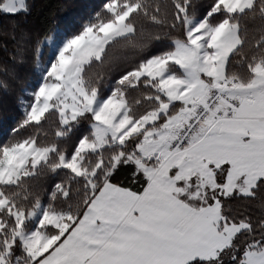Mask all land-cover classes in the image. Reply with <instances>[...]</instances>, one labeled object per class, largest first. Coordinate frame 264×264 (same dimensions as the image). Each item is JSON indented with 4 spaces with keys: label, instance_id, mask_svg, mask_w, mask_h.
Returning a JSON list of instances; mask_svg holds the SVG:
<instances>
[{
    "label": "snow or ice",
    "instance_id": "snow-or-ice-1",
    "mask_svg": "<svg viewBox=\"0 0 264 264\" xmlns=\"http://www.w3.org/2000/svg\"><path fill=\"white\" fill-rule=\"evenodd\" d=\"M35 7L0 0V264H264V0Z\"/></svg>",
    "mask_w": 264,
    "mask_h": 264
},
{
    "label": "trees",
    "instance_id": "trees-1",
    "mask_svg": "<svg viewBox=\"0 0 264 264\" xmlns=\"http://www.w3.org/2000/svg\"><path fill=\"white\" fill-rule=\"evenodd\" d=\"M83 2L84 0H35L36 7L33 9V14L28 17V21L41 28L44 24L64 26L69 21L77 19L80 12L79 5ZM12 19L13 17L0 16V26L8 24ZM12 115H18L15 96L0 98V136L4 132L5 118Z\"/></svg>",
    "mask_w": 264,
    "mask_h": 264
}]
</instances>
